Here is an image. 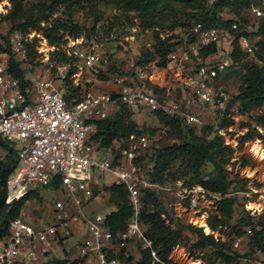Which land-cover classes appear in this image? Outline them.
Instances as JSON below:
<instances>
[{
    "label": "built area",
    "instance_id": "2783aa9c",
    "mask_svg": "<svg viewBox=\"0 0 264 264\" xmlns=\"http://www.w3.org/2000/svg\"><path fill=\"white\" fill-rule=\"evenodd\" d=\"M251 11V29L232 23L238 33L200 22L190 27L193 38L172 50L166 64L167 75L172 70L178 72L181 98L163 97L162 88L154 82L159 70L155 61L130 62L111 77L107 89L95 87L104 60L95 47L75 50L68 60L45 62L26 74L24 69L31 66L28 34L19 30L0 32V139L12 145L17 154L5 181L4 203L9 205L32 191L39 192L40 187L55 193L50 221L39 223L27 209L29 199L9 220L8 233L0 236V264H43L52 255L64 264H134L111 252L114 241L121 248L131 239L148 249L150 264H176L161 258L145 236L138 216L143 192L162 190L172 195L176 203L192 213L187 223L197 227L195 219L204 215L207 224L221 195L205 190L200 183L160 184L152 178L153 162L145 155L159 136L130 134L103 147L96 138L97 122L125 106L131 111L149 110L190 124H206L210 126L208 139L219 134L225 141L232 131L233 113L230 94L222 85L223 75L231 65L235 42L244 54L255 58L247 33L257 30L259 20L264 21V9L252 6ZM211 45L219 52L218 59L203 60L201 51ZM11 58L24 70L22 79L9 72ZM68 81L80 93L71 92ZM7 154L0 144V161ZM100 177H106V186L123 185L132 206V216L115 240L104 223L105 216L86 209L95 198L92 186ZM254 179L246 174L242 187L225 194L236 197L252 221L260 214L257 211L264 214V191L260 190V181ZM250 203L258 208L249 207ZM83 230L88 235H82L74 244L73 256H66L63 243ZM243 232L252 239L251 225L244 226Z\"/></svg>",
    "mask_w": 264,
    "mask_h": 264
},
{
    "label": "trees",
    "instance_id": "16d2710c",
    "mask_svg": "<svg viewBox=\"0 0 264 264\" xmlns=\"http://www.w3.org/2000/svg\"><path fill=\"white\" fill-rule=\"evenodd\" d=\"M85 0H51L52 6L58 4H66L69 2L80 3ZM104 3L113 5L117 9L124 12H136L139 16L140 25L143 28H153L154 44L152 55L148 58L138 56L137 64H144L150 61H155L158 67H165L168 60V55L174 50L178 42L172 41L176 35H168V31H174L176 28H183L187 36L185 41H190L193 36L190 33V27L195 23H202L206 26H217L224 30H229L235 33L239 30L232 29L233 22L238 23L239 28H252V23L246 20L233 21L225 19L221 12L224 9H229L237 13L242 7L252 6L253 0H99ZM22 0H11L12 8L6 18L11 22V30H21L23 34H27L30 29L36 31L42 30L43 35L50 41L51 44L59 42L61 36L58 35V27L66 29L68 25L61 23L59 26L41 27L40 21L43 18H37L33 21L30 15L22 7ZM51 6V7H52ZM264 9V7H263ZM16 20H23L18 21ZM259 26L256 31H251L248 34L251 41L257 34L261 33L263 38L253 42L255 58H251L244 54L238 42L234 44L232 53L231 65L224 73V77L228 78L233 74H240L242 83L239 86L238 93L231 98V101H239L241 112L250 113L254 108L264 106V64H257L256 60L264 63V21L259 20ZM251 23V24H250ZM157 28V29H156ZM166 36H161V31H166ZM180 41V40H179ZM5 49V48H3ZM6 50V49H5ZM28 57L32 61L36 56L37 50L34 48L32 41L27 44ZM214 45L206 47L201 51V55H206V52H213ZM70 59L68 55L63 54L61 59L57 61H65ZM243 61V68L240 69V61ZM9 72L16 78L22 79L24 70L12 58L9 61ZM70 84V81L67 82ZM78 88H72L69 85V90L73 92ZM131 110L125 106H121L115 114L108 119L97 122L96 138L100 140L103 147L108 146L113 140H121L128 137L130 134L146 133L140 129L138 124L131 118ZM154 115L163 124L160 135L166 134L176 139L172 144L156 149L149 158L153 162L152 178L160 184L173 181L171 179L180 178L183 180V185H191L200 183L205 190L216 192L221 197L216 200L217 207L215 212L211 213L207 219L208 226L215 230L219 226L229 227L231 231L237 235H241L243 227L251 225L254 235L251 239V251L254 248L264 251V226L260 223L264 219V214L258 217V224L252 221V217L248 211L241 208V204L236 197L226 196L225 194L233 191L236 187H242L244 181L237 175H231L232 171L225 168V164L229 162L233 148L230 145L224 144L223 136L215 134L212 138L206 137L210 126L204 124L186 123L181 118L165 115L160 112H155ZM256 122L264 128V113L258 115ZM155 130L148 133L154 135ZM244 137H240V142L243 143ZM0 144L6 147L8 154L6 158L0 161V236L8 233V222L14 218L24 201L27 199H40L38 190L32 191L25 197L5 204L6 195L5 181L13 166L16 163V149L12 145L0 139ZM151 148V147H149ZM246 155L242 156L244 164ZM206 164L212 166V171L209 174H204L203 170ZM236 174V173H235ZM207 175V176H205ZM174 184V181L171 182ZM105 189L109 193V200L114 205L115 209L107 213L104 219L105 225L113 234L115 240L116 235L123 232L132 216V206L129 203L128 192L123 185L111 184ZM162 190H145L141 196V207L139 211V221L144 230L145 236L151 240L152 247L158 252L159 256L167 261H171L168 255L180 242L182 228L185 224H180L177 221L175 228L172 227L173 222L172 209L168 207V200L162 202L159 198V192ZM239 207L241 214L234 222L233 214L235 209ZM262 218V219H261ZM186 228L191 229L197 235V240L192 244V247L204 249L209 248L216 258H220L226 264L241 257L238 253L230 254L227 249H230L225 242L216 238L212 234L204 233V229L191 224H186ZM223 231V230H222ZM141 244V243H140ZM124 247V248H123ZM116 249V254L125 262H132L133 258L124 257L126 247L123 246ZM113 253V252H112ZM140 257L135 264H150V256L147 248L139 249ZM249 253H246L247 255ZM58 264H64V261L54 259ZM173 262V261H171Z\"/></svg>",
    "mask_w": 264,
    "mask_h": 264
},
{
    "label": "rangeland",
    "instance_id": "374dc122",
    "mask_svg": "<svg viewBox=\"0 0 264 264\" xmlns=\"http://www.w3.org/2000/svg\"><path fill=\"white\" fill-rule=\"evenodd\" d=\"M211 1L212 0H209V3ZM0 3L2 4L1 9H3V11L0 9V32L8 33L12 31V24L6 18L12 8L11 0H0ZM21 4L26 11V14L30 15L33 21L37 18H43L40 21L41 27L46 28L53 25L59 26L61 23H66L68 25L66 29L58 27L57 33L61 36V40L53 44H51L43 35L42 30L36 31L30 29L27 33L28 39L29 42L32 41L37 53L32 61L29 59L31 66L24 69L26 74L31 73L35 67H43L45 62H53L57 59H61L63 54L69 56L72 55L75 50L95 47L102 52L104 59L102 62V74L97 78L99 83H97L95 87L107 89V87L110 86L111 77L116 72L125 68L130 62L136 61L138 56L149 58L154 50V30L153 28L141 27L139 16L136 12H124L113 5L99 0H85L80 3L69 2L68 6H66V4L58 3L52 6L51 0H22ZM252 6H258L263 9L264 0H253ZM252 6L242 7L238 14L229 9H224L221 12V15L227 20H232L231 23L237 20L252 22ZM18 21L23 20H16L15 23ZM167 31L168 30L161 31V36L165 37V32ZM167 34L177 36L172 39V41L178 42L176 45L177 49L183 46V41L187 36V33L183 28H176L174 31H168ZM223 38L226 39V36H223ZM262 38L263 35L259 33L252 42ZM243 62L244 60H241L239 63L240 69L243 68ZM256 62L260 66L264 64L263 61L261 62L259 59L256 60ZM165 73L166 66L159 67L158 74H156L157 78L160 77L159 82L161 83L160 87L162 88L161 93L163 97L179 98L181 91L180 87L176 85H180V82L177 81L176 77L178 72L176 70L170 71L167 75L168 79H166L168 82L164 80ZM241 83L242 79L239 73L226 78L224 85L231 98L238 93ZM107 84L109 86H107ZM169 87L171 89H169ZM73 93H80V89L74 90ZM229 108L232 110L234 118L230 123L232 131L226 134L224 144L230 145L234 150L229 162L225 164V168L233 172L231 175H237L242 180L246 177V174L255 178L254 180H259L260 190L264 191V159L259 160L250 151V145L254 141H258L260 145L264 147V128L256 122L257 116L264 113V106L254 108L250 113H244L241 112L239 101L234 100L229 105ZM131 112V118L138 124L140 129L144 130L146 133L155 130L154 134L159 136L158 139L151 142V148L145 150V155L150 157L156 149L176 142V139L171 136H167L163 133L160 135L163 124L160 123L153 112L149 110ZM241 136L245 139L243 143L240 142ZM248 151H250L256 159L249 154ZM244 155H248V158L246 157L247 163L245 164L242 159V156ZM211 171L212 166L206 164L203 170L204 174H209ZM171 180H173L176 185L183 183V180L178 177ZM105 181L106 177H100L96 185L92 186L97 198H94L91 201L89 208V212L90 210H93L100 213L102 216H106L107 213H110L115 209L114 205L109 200V193L105 189ZM173 181L166 183L173 184L171 183ZM39 195L41 198H35L32 200L30 205L27 206V209L31 214H34L38 218L39 223L43 221L47 222L48 220L50 221L51 218L48 216V211L50 204L53 203L55 193L50 188L40 187ZM159 198L164 202L165 198H167V194L164 191H161L159 192ZM170 202L174 203L167 208L176 209L175 201L171 200ZM179 212L182 214L181 210H179ZM240 214V208L237 207L231 222H234ZM256 214L259 215H255L253 222L260 228L261 225L264 226V219L261 218L262 221L259 226L258 218L256 216H260L261 212L257 211ZM172 217L174 219L171 223L173 228L178 226L177 221H179L181 225H185L182 228L180 242L174 246L168 255L170 260L176 264H191L194 262H199V264H226L220 258L214 257L211 249L192 247V244L197 240L196 233L191 229L186 228V224L188 223L184 222L183 215L180 217L175 216L172 213ZM204 233L206 232L204 231ZM206 234L216 235L218 239H220V235L223 236L225 243L230 246V249H227V252L230 254L238 253L241 255V257L233 260L229 264H264V251L257 248H254L253 251H251V240L244 235V232H242L241 235H237L235 232L233 233L229 227H222L221 230L215 229L213 232ZM78 238H80V235L74 233L69 239L65 240L63 243V249L66 256H70L71 251L67 252L65 248L68 247L74 251V244L78 241H76L73 246H71L70 243ZM125 244L126 252L124 257L128 258L131 256V258H134L135 260V258L138 257L139 249L142 248V245L140 242L132 239L128 240ZM118 247H120L119 243L114 241L111 252L117 257H119L116 254V249H118ZM246 253L249 254L245 255ZM54 259H57V257L54 255L49 256L43 264H55L53 261ZM135 262L136 261H133L134 264Z\"/></svg>",
    "mask_w": 264,
    "mask_h": 264
},
{
    "label": "crops",
    "instance_id": "0c3cea01",
    "mask_svg": "<svg viewBox=\"0 0 264 264\" xmlns=\"http://www.w3.org/2000/svg\"><path fill=\"white\" fill-rule=\"evenodd\" d=\"M218 55H219V52L215 49L213 52H209V53H207L206 52V55L204 56V55H201V57L203 58V60H206V59H208V60H212V59H218ZM167 71L168 70H166V73H165V76H164V80L166 81V82H168V80H166V79H168L167 78ZM156 74H158V72H156L155 73V75H154V82L157 84V86H159L160 87V82H159V80H160V77H156ZM223 82H222V85L224 86V89L225 90H227L226 89V87H225V85H224V83H225V81H226V78L224 77V75H223V80H222ZM177 86H178V84H176ZM107 86H109L108 84H107ZM105 87H106V85H105ZM174 87V86H173ZM169 89H171L170 87H169ZM173 89V88H172ZM180 91H181V89H180ZM228 91V90H227ZM180 97V96H179ZM181 98V97H180ZM233 118H234V116H233ZM248 150H249V147H248ZM252 155V154H251ZM253 156V155H252ZM254 157V156H253ZM247 158H248V155H247ZM255 158V157H254ZM256 159V158H255ZM107 186H109V185H107ZM95 198H97V195H95ZM35 199V198H34ZM34 199H29V203H31V201L32 200H34ZM37 199V198H36ZM167 200H168V206L169 205H172V203L170 202L171 200H173L174 198H173V196L172 195H169V194H167V198H166ZM91 203V202H90ZM90 203H88L87 204V206H86V209L87 210H89V208H90ZM176 203V202H175ZM175 207H176V209H172V212H173V214L175 215V216H180L181 217V215H183V217H184V222L185 223H187V221H188V218H189V216L192 214L191 212H189L188 210H186V208H184L183 206H182V204L180 203V202H178V203H176V205H175ZM179 210H181L182 211V214H180V212H179ZM50 213H51V204H50V207H49V211H48V216H50ZM90 213H97V212H95V211H93V210H90ZM34 215V214H33ZM204 217V219H205V216H203ZM196 223H198V222H196ZM199 224V223H198ZM200 225V224H199ZM201 226V225H200ZM208 226V225H207ZM173 227V226H172ZM202 227H204V226H202ZM205 228V227H204ZM210 228V227H209ZM211 230V232H213V230L212 229H210ZM216 230H220V228L218 227ZM206 232V231H205ZM207 233V232H206ZM234 233V232H233ZM79 235H80V238H78L77 240H75V241H73V242H71L70 243V245L71 246H73V244L76 242V241H78V240H80L81 239V237H82V235L84 236V235H88L86 232H84V230L82 231V232H80V233H78ZM77 235V234H76ZM213 235V234H212ZM215 238H216V240H218V237L216 236V235H213ZM220 240L221 241H223V242H225V240H224V238H223V236H221L220 235ZM65 246V245H64ZM66 249V251L67 252H69V251H71V253H70V255L71 256H73V251H72V249H70V248H68V247H66L65 248ZM139 257H140V254H138V257L137 258H135V260H134V258H133V261H137V259H139ZM170 259V258H169ZM132 261V262H133ZM172 261V260H171ZM196 264H199V262H197Z\"/></svg>",
    "mask_w": 264,
    "mask_h": 264
},
{
    "label": "bare ground",
    "instance_id": "6f19581e",
    "mask_svg": "<svg viewBox=\"0 0 264 264\" xmlns=\"http://www.w3.org/2000/svg\"><path fill=\"white\" fill-rule=\"evenodd\" d=\"M1 7H2V4L0 3V9H1ZM250 146H251L250 151H251V153H252L255 157H257L259 160L264 159V147H262L258 141H254V142H252ZM250 151H249V153H250ZM251 153H250V154H251ZM249 207H255V208H258V205L255 204V203H250V204H249ZM203 216H204V215H202V216H200V217H197V218L195 219V222H198V223L201 225V227L204 226V227H205V229L203 228L204 231H206L207 233H210L211 230H210L209 227L207 226V224H206L205 219H204ZM198 223H197V224H198ZM199 224H198V225H199ZM200 225H199V226H200ZM191 264H196V263L194 262V263H191Z\"/></svg>",
    "mask_w": 264,
    "mask_h": 264
},
{
    "label": "clouds",
    "instance_id": "9594fccd",
    "mask_svg": "<svg viewBox=\"0 0 264 264\" xmlns=\"http://www.w3.org/2000/svg\"><path fill=\"white\" fill-rule=\"evenodd\" d=\"M208 225V224H207ZM201 228H203V227H201ZM204 231V230H203Z\"/></svg>",
    "mask_w": 264,
    "mask_h": 264
},
{
    "label": "water",
    "instance_id": "95a60500",
    "mask_svg": "<svg viewBox=\"0 0 264 264\" xmlns=\"http://www.w3.org/2000/svg\"><path fill=\"white\" fill-rule=\"evenodd\" d=\"M249 152V151H248ZM250 154V153H249ZM201 227V226H200Z\"/></svg>",
    "mask_w": 264,
    "mask_h": 264
}]
</instances>
